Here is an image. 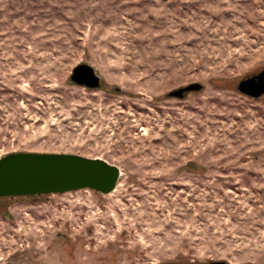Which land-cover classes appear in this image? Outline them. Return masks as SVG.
Instances as JSON below:
<instances>
[{
    "label": "rangeland",
    "instance_id": "374dc122",
    "mask_svg": "<svg viewBox=\"0 0 264 264\" xmlns=\"http://www.w3.org/2000/svg\"><path fill=\"white\" fill-rule=\"evenodd\" d=\"M263 70L264 0H0V158L121 173L0 199V264H264Z\"/></svg>",
    "mask_w": 264,
    "mask_h": 264
},
{
    "label": "water",
    "instance_id": "95a60500",
    "mask_svg": "<svg viewBox=\"0 0 264 264\" xmlns=\"http://www.w3.org/2000/svg\"><path fill=\"white\" fill-rule=\"evenodd\" d=\"M70 79L73 83L90 89L98 88L100 81L86 65L76 67ZM199 89V85H191L174 91L171 95L181 96ZM237 90L253 98L264 95V70L241 80ZM120 175L117 166L99 158L75 154L17 152L0 158V199L50 196L78 190L108 195L115 190Z\"/></svg>",
    "mask_w": 264,
    "mask_h": 264
}]
</instances>
